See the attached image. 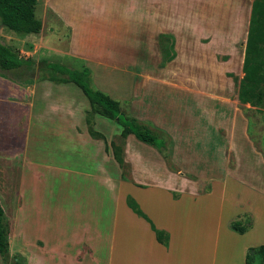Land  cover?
Here are the masks:
<instances>
[{
	"label": "rangeland",
	"instance_id": "1",
	"mask_svg": "<svg viewBox=\"0 0 264 264\" xmlns=\"http://www.w3.org/2000/svg\"><path fill=\"white\" fill-rule=\"evenodd\" d=\"M252 2L38 0L35 13L43 22L41 32L22 36L0 25V37L21 57L36 62L34 83L52 81L50 76L61 77L60 73L46 69V61L53 63L51 67L82 69L87 66L91 69V85L117 99L122 112L133 116L138 109L143 116L139 120L152 128L163 146L159 150L131 134L137 149L145 156L136 162L137 172H165L163 164L160 165L162 160L152 155L150 146L161 152L170 168L178 171L180 168L175 165H182L187 168L186 176L199 178L203 184L204 177L221 176L225 167L236 170L238 165L264 164V111L242 104L237 97ZM64 15L76 25H70ZM162 32L172 33L175 39L176 57L165 66H162L164 43L159 39ZM87 52L89 54H85ZM11 81L14 80L0 74V96L29 101L34 92L33 82L20 83L19 94V87ZM52 82L55 84L50 87V97L56 102L64 100L65 107L68 104L78 107L73 103L77 98L80 103L85 101L87 118H91L94 127L95 114L89 112L90 103L82 89L74 82ZM135 94L144 99L145 107L142 102L134 104ZM41 106L47 108L48 102ZM3 108L4 105H0V118L5 119H0V136L26 130L28 121L23 112L3 115ZM49 109L57 113L55 107L49 106ZM209 110L214 111L217 119L227 114L236 115L240 119L236 132L246 127L245 137L255 144V152L238 154L228 146L219 152L218 146L224 139L216 138L214 133H217L216 126L222 125L209 119ZM97 117L112 124V129L107 127L108 134L118 130L108 139L104 138L112 154V142L123 147L121 154L125 162L119 165L122 176L126 177L129 164L124 149L129 135H121V126L116 120ZM65 134L54 129L41 131L40 127L32 125L24 151L0 153V199L10 244L9 262L0 254V264L12 263L15 255L21 257L23 264H74V253L85 251L79 245L83 229L100 225L104 233L108 232L118 193L107 180L106 172L114 177L119 170L114 165H65L70 155L74 159V155L90 148L69 144ZM209 139L215 142L207 146ZM194 164L198 165L195 171L190 169ZM232 174H224L228 177L224 195L223 191H216L207 200L206 211L213 212L221 202L226 219L229 214L246 208L250 199L258 210V222L263 224L264 200L250 198L245 190L248 188L235 180V172ZM262 174L264 171L257 169L242 177L253 180ZM185 183L186 187L193 188V184ZM22 189L24 208L20 211ZM212 221L213 216L209 215L194 217L197 226L209 225ZM254 221L253 217L251 227ZM258 235L262 236L260 232ZM103 236L92 243L105 245L108 238L106 234ZM104 245L100 251L102 259Z\"/></svg>",
	"mask_w": 264,
	"mask_h": 264
},
{
	"label": "crops",
	"instance_id": "2",
	"mask_svg": "<svg viewBox=\"0 0 264 264\" xmlns=\"http://www.w3.org/2000/svg\"><path fill=\"white\" fill-rule=\"evenodd\" d=\"M64 17L66 18L65 15ZM67 21L72 26L76 25L75 21L72 22L70 19ZM30 35L32 33L24 36ZM227 35L231 37L230 33ZM244 54L245 47L241 59L242 64ZM241 71L243 76L242 66ZM1 76L3 75L1 74ZM11 82L13 85L19 87L20 94L22 85L15 81ZM43 83L39 81L32 83L34 85L32 87L34 88V92L29 101H25L23 98L16 97L13 99L0 96V105H4L3 115H18V111L20 110V113L22 114L23 112L24 118L28 121L26 130L22 132L16 131L13 135L6 133V135L0 136V153L11 154L12 151L13 153L24 151L28 144L32 125H34L40 127L41 131H51L54 129L66 133L65 136L69 144L73 142L78 146L90 147L85 152L83 151L78 155H74L75 160L70 155L69 161L65 165H114L119 170L114 177L109 176L108 171L106 172L107 180L112 182L113 188H116L118 193L112 211L111 226L107 233H104L103 227L100 225L95 226V229H91V227L83 229L81 232L83 236L79 245L85 251L77 250L74 253L72 257V260H75L74 264H246L245 259L248 248L264 244V223L258 222V219H260L258 210L250 199L247 200L248 205L246 208L229 214L226 219L223 218L224 209L221 202L213 212L206 211L209 207L207 200L211 199L217 193L216 191L221 190L224 195L225 188L228 186L226 178L234 172L236 173L234 175L235 180L248 188L245 190L249 192L248 196L250 198L259 197L264 200V174L253 180L242 177V174L246 175V172L251 170L258 169L264 171V164L238 165L236 170H230L229 167H225V173L223 172L221 176L209 178L206 176L204 177L203 184H201L199 178L191 179L186 176L185 171L187 168H183L182 165H175L180 168L178 171L170 168L161 152L149 146L148 148L151 150L152 155L156 154L162 160L160 165L163 164L165 172L163 174H153V172H145L143 170L145 174H141L137 172V165L135 164L145 156L144 153L137 149L131 134H129L126 148L124 149L126 161L129 164V174L123 177L119 162L115 159L110 149H108L104 138L108 139L118 130L113 134H108L107 131L109 132V129H112V124L97 117V115L105 116L95 114L94 119H92L94 129L101 132L103 137H93L87 125L88 107L85 101L80 103V100L77 98L73 100V103L77 104L78 107L69 104L65 107L64 100L56 102L53 97H50V87H53L55 83L52 81ZM42 89L45 90V93L42 92ZM35 90H37V93H35ZM34 94H36V97ZM133 98L134 104L142 102V105L145 107L144 99L140 98L138 94L133 95ZM43 102H48V106L45 109L41 106ZM49 106L55 107L57 113H52ZM47 109L50 110L49 113H47ZM133 116L143 119L138 109L133 113ZM207 116L211 117L209 119L213 123L222 125L216 126L217 133H214L216 138L222 137L224 139V142L218 146L219 152L223 151L226 146L231 150H235L238 154L255 152V144L248 137H245L246 127L243 126L244 131L236 132L237 124L238 122L240 123V119L236 115L231 117L227 114L224 116L225 118L217 119L214 116V111L209 110ZM0 119L5 120L4 118ZM70 138H73V141ZM215 139H209L208 141L210 142L206 143V145L213 144ZM92 149H94L93 152ZM151 153L148 152V156H151ZM147 154L145 153V155ZM95 155H99V157ZM97 159H101V161L97 162ZM190 169H194L195 171L198 169V165L194 164V168L191 166ZM206 174L205 171L204 175ZM224 174L227 176H224ZM178 175L182 176L181 179H179ZM186 181L189 184H193V188L186 187ZM23 185L25 186L24 180ZM220 185L222 189H219ZM21 191L22 206L20 211L24 208V190L22 189ZM128 195H131L138 202L142 210L157 228L169 232L170 239L168 245L159 242L154 230L151 228L150 222L136 214L128 206L126 202ZM250 203L254 206L250 205ZM242 212L252 214L255 219L253 226L244 233L237 232L228 226L232 215L234 217ZM201 215L213 216L214 221L209 225L197 226L194 224V217ZM259 232L262 236L258 235ZM104 234L107 235L108 243L103 244L105 246V253L104 259H102L100 251H102L103 245L98 246L97 242L99 239L104 238ZM94 235H97V237ZM96 238L98 239L97 242L92 243Z\"/></svg>",
	"mask_w": 264,
	"mask_h": 264
},
{
	"label": "trees",
	"instance_id": "3",
	"mask_svg": "<svg viewBox=\"0 0 264 264\" xmlns=\"http://www.w3.org/2000/svg\"><path fill=\"white\" fill-rule=\"evenodd\" d=\"M38 0H0V25L18 35L39 33L43 22L36 16L35 8ZM159 39L164 43V58L162 66L176 57L174 49V35L169 32L159 34ZM36 62L32 59L21 57L10 45L0 37V72L3 76L24 83L33 82L37 77L33 71ZM52 62H45L46 69L60 73L61 77L50 76L49 79L58 82H74L87 96L92 114H101L109 119L116 120L122 127L121 135L127 137L134 134L138 139L162 149L158 142V135L146 123L134 116H129L121 111L120 102L108 93L96 89L91 85V69L87 66L82 69H70L66 66H53ZM243 76L239 81L238 100L249 103L252 107L264 108V0H253L249 27L247 32L245 54L242 64ZM89 132L93 137H103V134L91 125V118H87ZM164 144V143H163ZM113 155L120 165L124 164L122 156L123 147L112 142ZM128 206L139 216L150 222L156 238L164 245H168L169 232L157 228L138 202L131 196L126 197ZM253 223L250 213H242L232 218L229 222L231 229L244 233ZM10 244L8 227L5 221V210L0 199V254L9 262ZM12 263L23 264L19 255L13 257ZM246 264H264V244L249 247L246 253Z\"/></svg>",
	"mask_w": 264,
	"mask_h": 264
},
{
	"label": "water",
	"instance_id": "4",
	"mask_svg": "<svg viewBox=\"0 0 264 264\" xmlns=\"http://www.w3.org/2000/svg\"><path fill=\"white\" fill-rule=\"evenodd\" d=\"M256 109H257V111H259V112H263V111H264L263 108H256Z\"/></svg>",
	"mask_w": 264,
	"mask_h": 264
}]
</instances>
